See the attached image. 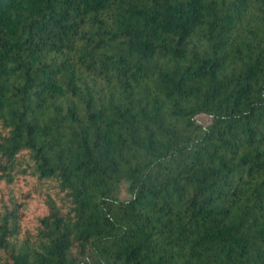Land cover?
Segmentation results:
<instances>
[{"label": "trees", "instance_id": "trees-1", "mask_svg": "<svg viewBox=\"0 0 264 264\" xmlns=\"http://www.w3.org/2000/svg\"><path fill=\"white\" fill-rule=\"evenodd\" d=\"M0 264H264V0H0Z\"/></svg>", "mask_w": 264, "mask_h": 264}, {"label": "rangeland", "instance_id": "rangeland-1", "mask_svg": "<svg viewBox=\"0 0 264 264\" xmlns=\"http://www.w3.org/2000/svg\"><path fill=\"white\" fill-rule=\"evenodd\" d=\"M199 118L201 120L207 119V117L204 115H201ZM116 194L121 198H127L129 196L127 191V181L123 180L121 183H119L118 187L116 188Z\"/></svg>", "mask_w": 264, "mask_h": 264}]
</instances>
